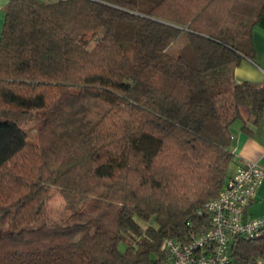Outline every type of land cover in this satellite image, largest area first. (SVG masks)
<instances>
[{
  "label": "trees",
  "instance_id": "obj_1",
  "mask_svg": "<svg viewBox=\"0 0 264 264\" xmlns=\"http://www.w3.org/2000/svg\"><path fill=\"white\" fill-rule=\"evenodd\" d=\"M262 13L264 0H8L0 264H164L167 238L207 227L231 176L230 124L264 108V82L230 78L251 52L226 22L247 19L249 34ZM46 185L65 200L55 219ZM229 255L264 264V230L234 236Z\"/></svg>",
  "mask_w": 264,
  "mask_h": 264
},
{
  "label": "built area",
  "instance_id": "obj_2",
  "mask_svg": "<svg viewBox=\"0 0 264 264\" xmlns=\"http://www.w3.org/2000/svg\"><path fill=\"white\" fill-rule=\"evenodd\" d=\"M264 180V164L240 158L236 170L206 206L210 223L188 241L167 238L164 264H231L230 245L237 235L253 237L264 230V214H247L246 207Z\"/></svg>",
  "mask_w": 264,
  "mask_h": 264
},
{
  "label": "crops",
  "instance_id": "obj_3",
  "mask_svg": "<svg viewBox=\"0 0 264 264\" xmlns=\"http://www.w3.org/2000/svg\"><path fill=\"white\" fill-rule=\"evenodd\" d=\"M8 0H0V30L4 19V5ZM245 49L251 52L250 57H242L237 64H229L231 80H248L256 83L264 82V13L252 24L248 34ZM240 117L230 124L231 143L233 152L232 164L228 166V174L236 170L240 158L255 160L264 164V108L256 124L248 121V108L240 107ZM251 129V131H249ZM258 201H264V180L257 189L255 198L246 207L247 214L257 216L264 214V209L254 215L249 209ZM264 207V204H262Z\"/></svg>",
  "mask_w": 264,
  "mask_h": 264
},
{
  "label": "rangeland",
  "instance_id": "obj_4",
  "mask_svg": "<svg viewBox=\"0 0 264 264\" xmlns=\"http://www.w3.org/2000/svg\"><path fill=\"white\" fill-rule=\"evenodd\" d=\"M228 19V22H226V28L228 33L233 36L232 40L239 45H242L244 42L247 43L248 24L247 21H245L247 19L243 20V18H241V20L239 16L235 15L231 16ZM181 42V38L177 39L173 44L169 46L168 50L170 52H176L181 45ZM36 126V122L33 120H29L25 123V127L29 132V139L34 143L38 142L35 130ZM232 163L233 162L230 161L228 165H231ZM45 192L47 195L46 207L48 217L53 219L60 217L62 214H64V212L67 211V209L65 208V200L61 196L59 189L55 186L46 185ZM262 204H264V201H258L253 206L251 205L249 210L254 215H256L261 212L262 209H264V207H262Z\"/></svg>",
  "mask_w": 264,
  "mask_h": 264
}]
</instances>
